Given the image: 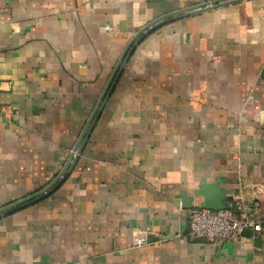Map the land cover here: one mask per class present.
I'll list each match as a JSON object with an SVG mask.
<instances>
[{
    "label": "crops",
    "instance_id": "1",
    "mask_svg": "<svg viewBox=\"0 0 264 264\" xmlns=\"http://www.w3.org/2000/svg\"><path fill=\"white\" fill-rule=\"evenodd\" d=\"M212 1L0 0V208L61 174L137 33ZM71 162L0 217V264H264V229L193 239L182 204L219 181L264 211V0L145 34Z\"/></svg>",
    "mask_w": 264,
    "mask_h": 264
},
{
    "label": "built area",
    "instance_id": "2",
    "mask_svg": "<svg viewBox=\"0 0 264 264\" xmlns=\"http://www.w3.org/2000/svg\"><path fill=\"white\" fill-rule=\"evenodd\" d=\"M3 116L9 117L0 99V117ZM259 192V190L242 191L233 196L229 207L223 209L202 207L187 209L189 235L193 239L208 240L217 246L239 243L245 230L260 235L264 229V211L249 212V196L256 197ZM136 241L140 244L148 243L147 238L140 237L138 232Z\"/></svg>",
    "mask_w": 264,
    "mask_h": 264
},
{
    "label": "water",
    "instance_id": "3",
    "mask_svg": "<svg viewBox=\"0 0 264 264\" xmlns=\"http://www.w3.org/2000/svg\"><path fill=\"white\" fill-rule=\"evenodd\" d=\"M233 1H237V0H214L212 2H206L200 5H196V6H192L189 8H186L184 10H180L178 12L163 16L161 18H158L156 20H154L153 22H151L150 24L146 25L139 33H137L134 38L131 40V42L128 44L126 50L123 53V56L119 62V64L117 65L111 80L109 81L107 88L105 89L103 95L101 96L86 128L83 131V134L77 144V146L75 147L73 154L71 155L66 167L64 168V170L61 172V174L46 188H44L43 190H41L40 192L30 195L26 198H23L21 200H18L17 202H14L8 206H5L3 208H0V217L5 216L6 214L17 210L19 208L24 207L27 204H30L32 202H36L40 199H42L43 197H45L46 195H48L50 192H52L54 189H56V187L63 181V179L66 176V171L69 167V164H71L72 160L74 159L75 153L78 151L79 153L82 152L83 147L85 146V143L90 135L91 129L93 124L97 121V119L99 118L103 107L106 103V101L109 99V97L111 96L113 89L117 83V81L119 80L121 73L123 71V68L125 66V64L127 63L129 57L131 56L132 52L134 51L136 44L144 37L145 34H147L148 32H150L151 30H153L154 28H156L157 26H159L161 23L166 22L168 19H170L171 17L174 16H179V15H189L190 13H194V12H198V11H204V10H208L211 9L212 7L215 6H219L221 4L224 3H229V2H233ZM204 195L205 196V200L202 203V208H209V209H223V208H227L230 206V203L228 201H226L225 199H223V196L225 195L224 190L219 188V181L215 184H205L202 185L199 190H197L195 192V195ZM185 192L183 193V199H185ZM182 204L184 205L183 207L185 209H191L194 206V198L193 200L190 202L185 203L184 200H182ZM249 207H253V203L249 204ZM249 212H251V210H249Z\"/></svg>",
    "mask_w": 264,
    "mask_h": 264
}]
</instances>
